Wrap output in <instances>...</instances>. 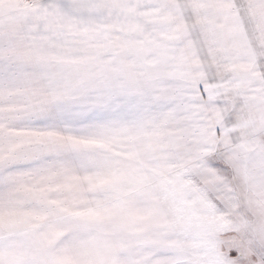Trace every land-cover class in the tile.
I'll use <instances>...</instances> for the list:
<instances>
[{"label": "snow or ice", "instance_id": "6c2138e0", "mask_svg": "<svg viewBox=\"0 0 264 264\" xmlns=\"http://www.w3.org/2000/svg\"><path fill=\"white\" fill-rule=\"evenodd\" d=\"M0 264H264V0H0Z\"/></svg>", "mask_w": 264, "mask_h": 264}]
</instances>
